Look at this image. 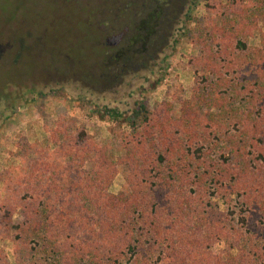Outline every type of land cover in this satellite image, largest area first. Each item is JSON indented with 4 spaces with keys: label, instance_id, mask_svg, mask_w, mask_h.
<instances>
[{
    "label": "trees",
    "instance_id": "trees-1",
    "mask_svg": "<svg viewBox=\"0 0 264 264\" xmlns=\"http://www.w3.org/2000/svg\"><path fill=\"white\" fill-rule=\"evenodd\" d=\"M205 1L202 17L177 20L197 48L188 98L125 100L146 90L131 77L166 0H145L113 45L96 42L99 88L51 90L69 115L43 125L44 142L15 141L18 164L0 173L15 264H264V0ZM77 112L110 122V139L95 141Z\"/></svg>",
    "mask_w": 264,
    "mask_h": 264
},
{
    "label": "rangeland",
    "instance_id": "rangeland-1",
    "mask_svg": "<svg viewBox=\"0 0 264 264\" xmlns=\"http://www.w3.org/2000/svg\"><path fill=\"white\" fill-rule=\"evenodd\" d=\"M205 4V0L162 3L164 14L144 44L142 62L135 65L142 69L131 77L132 88L142 84L146 90L136 88L125 98L128 103L142 96L153 107L164 99L189 97L193 72L188 64L197 48L181 35L184 28L178 18L173 20L187 11L194 21L205 14ZM148 9L145 0H0V113L5 116H0V173L7 168L14 171L18 164L11 153L15 141L24 137L29 143L44 142L43 125L62 113L69 115L66 102L51 90L57 92L63 86L69 91L75 85L99 88L93 63L96 42L113 45ZM256 33L248 39L249 46L258 45ZM152 70L158 74L150 75ZM77 116L95 141L110 139V122L89 119L80 112ZM122 182L117 173L108 191L115 194ZM13 218L16 221L19 215ZM29 245V257L40 260L36 244L30 241ZM0 249L5 264H15L9 239L0 240Z\"/></svg>",
    "mask_w": 264,
    "mask_h": 264
},
{
    "label": "flooded vegetation",
    "instance_id": "flooded-vegetation-1",
    "mask_svg": "<svg viewBox=\"0 0 264 264\" xmlns=\"http://www.w3.org/2000/svg\"><path fill=\"white\" fill-rule=\"evenodd\" d=\"M181 9V11H183V9L185 8V5L183 4V5H181V7H180ZM180 11V12H181ZM180 15V13L177 15V16H175V18H174V20H173V22L176 20V18H178V16Z\"/></svg>",
    "mask_w": 264,
    "mask_h": 264
}]
</instances>
